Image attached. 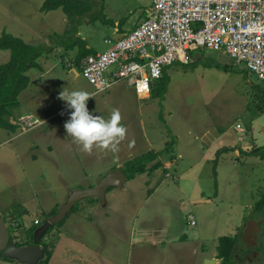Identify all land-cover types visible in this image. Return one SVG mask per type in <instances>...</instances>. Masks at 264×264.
Segmentation results:
<instances>
[{"label": "rangeland", "instance_id": "rangeland-1", "mask_svg": "<svg viewBox=\"0 0 264 264\" xmlns=\"http://www.w3.org/2000/svg\"><path fill=\"white\" fill-rule=\"evenodd\" d=\"M94 1L99 3L90 10L93 20L77 25L92 53L104 51V39H117L120 28H134L152 5V0ZM42 3L0 0V34L20 33L34 43L43 34L66 29L62 10L42 12ZM53 52L48 59H37L41 72L27 71L28 98L18 96L15 111L40 123L28 128L17 118L14 130L0 128V216L10 240L26 245L32 228L57 211L71 191L96 185L116 164L124 169L127 161L162 151L172 140L170 151L157 157V168L135 174L123 188L108 189L105 204L97 197L76 202V210L42 239L52 249L46 264H221L218 239L236 234L241 242L228 264H264L259 251L251 257L257 251L250 254L241 235L264 195V159L248 154L252 147L264 146V81L222 51L198 49L190 63L175 61L163 68L162 97L151 92L138 97L128 87V97L121 99L107 91L93 93L81 66L78 74L70 70L76 48ZM6 57L8 51L0 49V63ZM207 60L230 69L207 65ZM160 87V79L152 82V88ZM62 90L92 94L88 108L105 120L119 111L127 132L118 151L99 145L85 151L66 134L70 110L59 98ZM258 222L262 228V220ZM211 259L215 261H207ZM0 264L27 263L0 255Z\"/></svg>", "mask_w": 264, "mask_h": 264}, {"label": "built area", "instance_id": "built-area-1", "mask_svg": "<svg viewBox=\"0 0 264 264\" xmlns=\"http://www.w3.org/2000/svg\"><path fill=\"white\" fill-rule=\"evenodd\" d=\"M102 52L82 60L81 73L96 93L126 81L137 96L175 61L189 63L198 49L222 51L264 81V0H152L146 17ZM28 128L39 124L18 117ZM239 133L245 130L235 125ZM190 224L195 221L189 216Z\"/></svg>", "mask_w": 264, "mask_h": 264}, {"label": "trees", "instance_id": "trees-1", "mask_svg": "<svg viewBox=\"0 0 264 264\" xmlns=\"http://www.w3.org/2000/svg\"><path fill=\"white\" fill-rule=\"evenodd\" d=\"M98 2L94 0H43L41 7L39 8L42 12H47L55 9H61L68 20V27L63 34H52L50 36L52 45H62L65 46L67 51L74 50L76 48V53L73 58V63L75 68L81 66L83 58L87 55L92 54L90 49L86 47V42L76 35L78 33L77 25L81 22H90L94 18L93 12L98 8ZM94 8L93 12H90L91 8ZM83 19H87L84 20ZM0 49L8 50L10 55L9 59L0 63V128L7 130H14L16 128V123H12L9 120V108L18 105L19 94L27 88L29 84V76L27 71L31 68L41 69V66L37 59L44 54V52L52 50L49 46L44 43H28L24 41L21 37L14 36L8 32H2L0 34ZM207 65H213L216 68L228 71L230 67L227 64H222L215 62L214 60L204 61ZM190 63V62H189ZM188 64V63H186ZM244 71L251 73L246 66H244ZM257 79V77L254 75ZM164 79V69L162 72L161 87L159 90L155 88L151 89V95H158L162 97L165 91L166 84L162 82ZM259 80V79H258ZM173 141L168 142L167 146L162 151H147L139 156L129 160L125 164V168L122 171L126 174L127 180L134 177L135 174L143 173L146 170H154L159 165V161L156 160L160 154L164 151H170ZM230 148H222L223 150H228ZM219 150L218 152H220ZM217 152V153H218ZM250 155L259 156L264 159V146H254L248 152ZM156 160V161H154ZM154 161L151 166L147 167L148 163ZM110 189V188H109ZM91 197L90 199H94ZM96 199V198H95ZM254 208L257 211L264 213V195L261 196L259 200L256 201ZM76 210V204L72 207L70 212ZM56 210L50 212V215L54 214ZM63 221V220H62ZM62 221L51 225L40 238V243L42 245L43 251L45 252V257L38 262V264H46L47 259L52 254V249H49L45 243H43V238L55 225L62 224ZM37 226V225H36ZM34 226L30 233V239L24 244L32 242L33 230L36 228ZM239 236H221L218 239L216 246V257L220 259L221 264H228L231 261L233 252L237 248V243ZM241 242V241H240ZM17 245H22L23 243H17ZM9 259L8 257H3Z\"/></svg>", "mask_w": 264, "mask_h": 264}, {"label": "water", "instance_id": "water-1", "mask_svg": "<svg viewBox=\"0 0 264 264\" xmlns=\"http://www.w3.org/2000/svg\"><path fill=\"white\" fill-rule=\"evenodd\" d=\"M127 182L126 174L120 167H115L112 171L104 175L99 182L86 189H78L71 191L64 203L59 209L48 217L41 226H38L33 231L32 242L26 245H17L10 240L7 227L0 216V255L1 257H8L17 260L20 263L38 264L45 256L42 246L39 244L40 238L44 232L51 226L65 219L76 202L84 198L97 197L101 204L105 203V194L111 187L123 188ZM257 231V223L250 219L244 229L242 241L246 245H253L255 243L254 237ZM208 262L215 261L213 259Z\"/></svg>", "mask_w": 264, "mask_h": 264}, {"label": "clouds", "instance_id": "clouds-1", "mask_svg": "<svg viewBox=\"0 0 264 264\" xmlns=\"http://www.w3.org/2000/svg\"><path fill=\"white\" fill-rule=\"evenodd\" d=\"M94 97L87 91H61L59 98L70 110L69 118L64 124L66 134L90 151L94 145L118 151L119 143L125 138L127 129L121 124L119 111H114L110 119L105 120L88 108V101ZM63 114V113H61Z\"/></svg>", "mask_w": 264, "mask_h": 264}, {"label": "crops", "instance_id": "crops-1", "mask_svg": "<svg viewBox=\"0 0 264 264\" xmlns=\"http://www.w3.org/2000/svg\"><path fill=\"white\" fill-rule=\"evenodd\" d=\"M63 21L65 22V23H68V20H67V18H66V16L64 15V17H63ZM65 28H66V24H65ZM67 29V28H66ZM66 29H64L63 31H50L49 33H46V34H43V36H45V37H43L42 38V35L41 36H39L36 40H35V42L34 43H44V44H46L47 46H49L50 48H52V50H50V51H48V53H46L45 55H43L42 54V56H41V59H44V57H46V59H48L51 55H52V53H54L53 51L54 50H58V49H60L62 46H63V44H62V46H60V45H57V47H54L52 44H51V38H50V36H51V34H54V33H56V34H63L64 32H65V30ZM119 29V28H118ZM118 29L117 28H114V31L115 32H118ZM133 29V28H132ZM127 31H123V30H121V28H120V33H121V35L118 37V38H120L124 33H126ZM9 33V32H8ZM12 35H14V36H18V37H21V34L20 33H11ZM76 35H78L79 37H81L80 36V34H79V31H78V33L76 34ZM27 36H29V34H27ZM24 41H26V42H28V43H33V40L32 39H24V37H21ZM29 38V37H28ZM82 38V37H81ZM117 38V39H118ZM85 42H86V47L89 49V47H88V44H87V41H86V39L85 38H82ZM107 40H116V38H110V37H107V38H105L104 39V42L109 46V44L106 42ZM60 46V47H59ZM108 48V47H107ZM106 48V49H107ZM3 51H8V50H3ZM95 53H97V52H95ZM92 54H94V53H92ZM9 55H10V53H9V51H8V57H6V59L4 60V62H6L8 59H9ZM3 62V63H4ZM40 64V63H39ZM70 70L71 71H73L74 73H76V74H78L77 73V68H70ZM35 71L37 72H41L42 71V69H35ZM40 77H42V74L40 75ZM125 83V84H124ZM128 87H131L132 89H133V91H134V88L130 85V84H128L126 81H120V82H118V83H116V84H114L109 90H107V92H106V94H108L109 96H119L121 99H125V98H127L128 97V94H127V90H128ZM28 89H30V77H29V84H28V86H27V88L26 89H24L21 93H20V95H19V98L21 97V99H22V101H24L23 100V98L24 99H26V97L28 98ZM135 92V91H134ZM93 93H96L94 90H93ZM136 94V93H135ZM137 95V94H136ZM139 97V96H138ZM18 106L19 105H17V106H13V107H10L9 108V120L12 122V123H14L15 124V121H16V119L18 118V117H20L21 115H15V111H16V109L18 108ZM263 107H264V105H263ZM259 109L261 108V106H259L258 107ZM3 130H7V129H3ZM130 134V133H129ZM227 147V146H226ZM228 147H233V146H230V145H228ZM232 150H234V152L236 153V154H238V150L236 149V148H234V149H232ZM155 152V151H154ZM121 164L122 163H119V164H116L115 166L117 167H120L121 166ZM113 168H115V167H113ZM112 168V169H113ZM121 168V167H120ZM105 196H106V194H105ZM99 203H100V201H99ZM105 203H106V198H105ZM104 203V204H105ZM101 204V203H100ZM245 227V226H244ZM244 229V228H243ZM242 233H243V230H242ZM242 235V234H241ZM244 243V242H243ZM51 256V255H50Z\"/></svg>", "mask_w": 264, "mask_h": 264}, {"label": "flooded vegetation", "instance_id": "flooded-vegetation-1", "mask_svg": "<svg viewBox=\"0 0 264 264\" xmlns=\"http://www.w3.org/2000/svg\"><path fill=\"white\" fill-rule=\"evenodd\" d=\"M254 213H255V221L257 223V231L255 232V237H254V241L255 243L253 245H246V247H250L249 249H251L252 251L249 252L250 254L253 252V251H257V252H254V256H251L249 253H247V256H251V257H255V256H258L259 255V252L262 253L264 255V213L261 212V211H257L255 208H254ZM259 220H262V225L263 227L261 228L260 225H259ZM40 243V242H39ZM261 245L260 248H258V246ZM259 251V252H258ZM249 257V260L248 261H253L254 258H251Z\"/></svg>", "mask_w": 264, "mask_h": 264}]
</instances>
